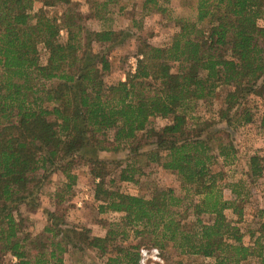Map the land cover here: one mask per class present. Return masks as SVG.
<instances>
[{"label": "trees", "instance_id": "obj_1", "mask_svg": "<svg viewBox=\"0 0 264 264\" xmlns=\"http://www.w3.org/2000/svg\"><path fill=\"white\" fill-rule=\"evenodd\" d=\"M157 1L143 0V6L164 11ZM58 3L70 1L44 0L34 10L32 0H0V264L7 255L16 260L11 264H64L72 250L84 258L86 251L94 252L99 260L105 257L103 264H137L144 244L160 252L171 247L179 256L202 259L199 264H264V220L252 246H246L224 214L231 210L240 222L244 183L228 185L231 198L225 200L223 173L212 171L219 159L225 165L235 160L232 132L253 123L243 102L264 95V27L258 26L264 0H193L195 21L176 20L178 31L165 47L140 39L134 71L110 86L103 81L109 62L91 46L117 45L128 35L109 28L90 31L72 9L49 16L44 7ZM109 3L96 6L87 20L107 21ZM218 88L227 91L215 118L187 129V112L199 102L209 105ZM156 117L168 123L149 128ZM216 124L223 130L214 129ZM259 126L264 133V116ZM129 144L134 152L151 147L147 162L174 175L185 194L159 189L146 199L104 188L110 163L100 155ZM260 162L259 156L250 157L249 180L262 176ZM134 163L120 171V180L140 175ZM78 164L98 180L93 190L98 213L121 214L120 221L96 237L47 211V225L32 235L19 210L39 208L38 191L56 171L69 191L75 181L70 171ZM188 212L193 222H186ZM129 237L137 244H114Z\"/></svg>", "mask_w": 264, "mask_h": 264}, {"label": "rangeland", "instance_id": "obj_2", "mask_svg": "<svg viewBox=\"0 0 264 264\" xmlns=\"http://www.w3.org/2000/svg\"><path fill=\"white\" fill-rule=\"evenodd\" d=\"M33 9L38 10L42 8L44 0H32ZM69 5L58 3L54 7H44L45 12L49 16L59 17L67 9H72L76 13H80L84 20H81V25L88 30L99 31L105 28L112 29L116 32L125 33L127 36L119 37V44L117 45H92L91 52L104 55L109 62V70L104 73L103 81L106 86L115 85L120 81H124L125 75L133 72V65L137 60L136 50L140 39L145 41L153 47H165L172 39V36L178 31L176 20L183 19L187 21H195V11L193 0H169L167 3L161 0L157 1V6L161 8L162 12L155 9L153 5L143 6V0H69ZM110 1L103 13L107 21H98L88 19L93 14L96 6L101 7L102 4ZM157 7V8H158ZM122 8L121 11L119 9ZM258 26L264 27V21L259 20ZM205 28V26H200ZM66 41L64 31L60 30L58 42L63 44ZM46 60V53L40 47V62L43 64ZM227 89L218 88L215 91V99L209 105L202 102L196 104L190 111L187 112L186 121L187 129H193L195 124L200 120H212L215 118L217 110L221 107L222 99ZM243 108L248 110L252 116L253 123L241 126L232 132L233 146L236 151L235 160L230 164L225 165L222 160L212 167L213 172H222V185H226L222 192L225 195L230 194L228 184H235L238 182L244 183V190L241 197V225L242 232L245 234L246 246H252L254 240L249 239V234L256 232L260 227V223L264 220V216L260 217L259 213L264 209V172L262 176L254 181L246 177L248 172V163L250 157L257 155L261 158V152L256 153V148L252 147L258 140L264 139V133L260 129L261 117L264 116V95L248 96L243 102ZM168 123L167 119L152 118L149 122V128L160 129ZM214 129L223 130L222 124H216ZM260 132V133H259ZM263 136H259V134ZM142 134H139V137ZM224 137V136H223ZM109 139L108 141H110ZM255 140V143L252 141ZM111 142V141H110ZM140 141L139 144H143ZM129 145H121L119 151L116 153H102L100 159L110 163L107 171L108 175L104 178V188L109 190H116L122 194L131 196H140L149 199L155 191L159 189L172 190L177 196L182 197L185 193L181 188L178 179L154 164H149L145 159V154L151 149L149 146H143L138 151L134 152ZM135 162V166L139 168L140 175H134L132 182H127L119 179L120 171L126 166ZM263 165V161L260 162ZM71 175L75 177V181L66 192L64 186L67 182L66 178L56 171L51 173L48 180L44 183L38 191L39 208L33 211H27L22 206L19 210L21 217L25 222V227L32 235L41 233L42 229L47 225L45 212H53L58 217L62 216L63 223L74 225L77 227H84L90 230L91 236H99L106 234L108 224L120 221L121 214L110 213L100 214L97 207L99 202L94 199V187L98 180L92 179L87 169L82 165H75L70 171ZM57 195H62V199H58ZM193 203L197 201V197H192ZM228 220L236 219V226L238 216L231 210L224 212ZM245 215V221L243 216ZM232 218V219H231ZM202 219L207 221L209 218L203 216ZM186 222H193L194 218L188 212ZM239 228V227H238ZM241 232V231H240ZM138 240L129 237L124 243L119 240L115 245L123 244L128 246L130 244H137ZM243 243V242H242ZM148 245H139L146 247ZM164 263L168 264L171 261H181L183 264H199L203 262L202 259L196 257L179 256L171 247L161 252ZM87 257H81V253L77 251H69L64 255V264H103L105 257L101 260L95 257L94 252L86 251ZM10 256H5L2 261L5 264H11ZM210 262V261H207Z\"/></svg>", "mask_w": 264, "mask_h": 264}, {"label": "built area", "instance_id": "obj_3", "mask_svg": "<svg viewBox=\"0 0 264 264\" xmlns=\"http://www.w3.org/2000/svg\"><path fill=\"white\" fill-rule=\"evenodd\" d=\"M135 65H133V71L135 69ZM263 161V172H264V153L261 155ZM11 263H14L16 260L14 257L10 256ZM137 264H165L164 259L160 250L156 247L146 246L140 247L137 250Z\"/></svg>", "mask_w": 264, "mask_h": 264}, {"label": "crops", "instance_id": "obj_4", "mask_svg": "<svg viewBox=\"0 0 264 264\" xmlns=\"http://www.w3.org/2000/svg\"><path fill=\"white\" fill-rule=\"evenodd\" d=\"M260 133V132H259ZM258 133V134H259ZM263 133V132H262ZM259 136H262L261 134H259ZM262 138H263V136H262ZM258 141V143H256V144H253V146L252 147H254V148H256V153L255 154H257L258 152H261V154L260 155H262L263 153H264V139L263 140H261V139H259L258 138V140H257V138H256V142ZM252 143H255V140L254 141H252ZM228 185H230V184H228ZM230 193V192H229ZM222 194H223V198L225 199V200H230V198H231V194H227V195H225L224 194V192H222ZM22 209V208H21ZM25 209V208H24ZM264 209V208H263ZM232 219V218H231ZM245 215L243 216V220L245 221ZM232 222H236V219H232L231 220ZM263 221V220H262ZM235 225H236V223H235ZM237 227H239V230L241 231V234L243 235V237H242V242H243V244L245 243V234H244V232H242V225H241V222L239 223V224H237ZM43 230V229H42ZM258 230L256 231V232H252V233H250L249 235V239H252V240H254L255 239V237L258 235ZM105 236V233L104 234H102V235H99V236H97V237H104ZM246 245V244H245Z\"/></svg>", "mask_w": 264, "mask_h": 264}]
</instances>
